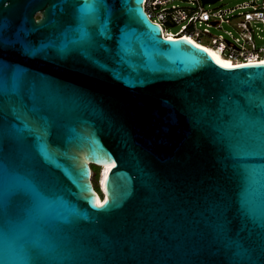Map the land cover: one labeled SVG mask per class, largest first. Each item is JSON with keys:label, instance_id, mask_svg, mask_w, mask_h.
<instances>
[{"label": "water", "instance_id": "95a60500", "mask_svg": "<svg viewBox=\"0 0 264 264\" xmlns=\"http://www.w3.org/2000/svg\"><path fill=\"white\" fill-rule=\"evenodd\" d=\"M145 2L0 0V264H264V62Z\"/></svg>", "mask_w": 264, "mask_h": 264}, {"label": "built area", "instance_id": "2783aa9c", "mask_svg": "<svg viewBox=\"0 0 264 264\" xmlns=\"http://www.w3.org/2000/svg\"><path fill=\"white\" fill-rule=\"evenodd\" d=\"M206 4L210 3H204V0H146L145 9L150 18L162 26L165 36H186L206 49L209 45L201 41L209 38L212 46L227 58L242 63L255 61L259 52L264 54V46L258 47L256 42L259 32H264V0H245L231 9L216 12L205 9ZM169 23L179 25V30L169 31L165 27ZM224 23L236 28L239 34L226 31V39L222 34L211 33V27L223 28Z\"/></svg>", "mask_w": 264, "mask_h": 264}, {"label": "rangeland", "instance_id": "374dc122", "mask_svg": "<svg viewBox=\"0 0 264 264\" xmlns=\"http://www.w3.org/2000/svg\"><path fill=\"white\" fill-rule=\"evenodd\" d=\"M243 1H245V0H218L215 3L206 4L204 7H205V9L209 10L210 12H216L219 9H231ZM181 3L187 4L186 2H181ZM258 25L261 27L263 26L262 23H258ZM165 27L173 33L177 32L180 28L179 25H174L171 23L166 24ZM226 31H233V33L235 35L239 34L237 32L236 28H233L232 26H230L229 24H226V23H224L223 28L217 29L215 27H211V33L213 35L218 36V35L222 34V35H224V37L226 39H228V34ZM262 37H264V32H259V36H256V42H257L258 47L264 46V39H261ZM201 42L205 45L212 46L211 40L209 38H203ZM96 171H98L97 168H96ZM97 176L95 175V177H94L95 180H96Z\"/></svg>", "mask_w": 264, "mask_h": 264}, {"label": "bare ground", "instance_id": "6f19581e", "mask_svg": "<svg viewBox=\"0 0 264 264\" xmlns=\"http://www.w3.org/2000/svg\"><path fill=\"white\" fill-rule=\"evenodd\" d=\"M207 50L213 55V57L220 64H223V65H226V66H233L235 64L242 63V62L230 60L222 52H220L218 49H216L214 47L208 46ZM256 60H258L259 62H264L263 61L264 60V54L262 52H259L258 56L255 58V61H252V62H256ZM260 60H262V61H260ZM103 171H104V169H103ZM96 182L99 184L98 176L96 177Z\"/></svg>", "mask_w": 264, "mask_h": 264}, {"label": "flooded vegetation", "instance_id": "af4514ba", "mask_svg": "<svg viewBox=\"0 0 264 264\" xmlns=\"http://www.w3.org/2000/svg\"><path fill=\"white\" fill-rule=\"evenodd\" d=\"M36 17L38 18L39 17V14L36 15ZM98 172V171H97ZM98 184V183H97Z\"/></svg>", "mask_w": 264, "mask_h": 264}, {"label": "trees", "instance_id": "16d2710c", "mask_svg": "<svg viewBox=\"0 0 264 264\" xmlns=\"http://www.w3.org/2000/svg\"><path fill=\"white\" fill-rule=\"evenodd\" d=\"M93 169H94V171H95V173H96V172H97V171H96V168H93Z\"/></svg>", "mask_w": 264, "mask_h": 264}]
</instances>
